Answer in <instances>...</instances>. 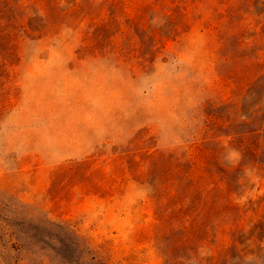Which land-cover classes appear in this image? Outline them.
Here are the masks:
<instances>
[{
    "label": "rangeland",
    "instance_id": "obj_1",
    "mask_svg": "<svg viewBox=\"0 0 264 264\" xmlns=\"http://www.w3.org/2000/svg\"><path fill=\"white\" fill-rule=\"evenodd\" d=\"M155 1L0 48V264H264V0Z\"/></svg>",
    "mask_w": 264,
    "mask_h": 264
},
{
    "label": "trees",
    "instance_id": "obj_2",
    "mask_svg": "<svg viewBox=\"0 0 264 264\" xmlns=\"http://www.w3.org/2000/svg\"><path fill=\"white\" fill-rule=\"evenodd\" d=\"M160 1L162 0H156L155 2L161 4L162 7H164V2ZM24 3H28V5L23 6ZM33 5H36L38 7V10L45 12V15L48 19V22L45 27L51 29L54 25V19L57 20L59 18V9L57 7L56 0H0V48H6L7 52L4 53L6 56L5 58H15L17 56L16 49L18 39L20 33L24 32L25 11L29 6ZM149 7L150 5L146 4L143 6L142 9H147ZM178 9L179 7L177 6L175 12H177L181 15V17H183L184 14L181 13ZM117 10L119 11L118 8ZM117 10H115L114 12H117ZM112 21L114 23L116 22L115 20ZM111 24L112 22L97 28V31L101 29L100 32H104L102 35L100 33L94 32L93 35L96 37V39H99V42H103L106 40V34L107 32L109 33ZM108 41L110 43L111 40L108 39ZM152 157L153 159L158 160L157 158L163 157V155L157 154L153 155ZM169 158L171 159L172 157L170 156ZM189 163L190 165L188 167V171L185 173V176L182 175L181 177H184V179L186 180V189L199 192L201 191L200 189H202V187L204 186V182L202 180L203 178L195 179L190 176H186V174L191 169V165H193L192 162ZM172 165H175V163ZM179 173L177 175H180ZM181 177L180 181L183 180V178ZM171 180V172L168 170V172H163L162 175L155 178V185H153V187L156 190L159 189L163 191L170 184Z\"/></svg>",
    "mask_w": 264,
    "mask_h": 264
}]
</instances>
